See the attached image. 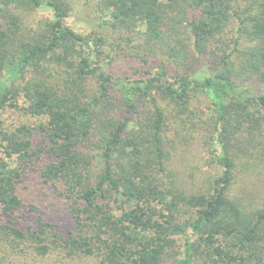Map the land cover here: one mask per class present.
<instances>
[{"label": "trees", "instance_id": "obj_1", "mask_svg": "<svg viewBox=\"0 0 264 264\" xmlns=\"http://www.w3.org/2000/svg\"><path fill=\"white\" fill-rule=\"evenodd\" d=\"M73 2L0 0L2 250L15 257L28 251L45 256L64 247L70 254L99 255V264H165L181 236L179 264H264V208L247 212L229 196L239 158L257 152L264 162V0H96L90 4L98 20L88 33L66 23ZM239 2L246 4L244 11L235 6ZM172 7L176 22L190 14L191 49L184 40L172 46L166 37ZM20 9L44 16L27 27ZM233 13L255 43L239 62L224 53L210 65L211 45ZM121 28L137 30L148 46L138 56L137 76L116 77L103 61L106 30ZM157 44L183 64L192 57L197 69L174 71L172 77L169 58L155 56ZM51 61L67 69L64 84L43 77ZM197 90L213 106L211 138L219 147L220 173L205 190L190 189L171 165L163 104L188 110ZM21 100L42 122L10 129L1 111L20 107ZM140 102L149 107L147 114ZM241 139H248L253 152L234 149ZM35 174L45 187L73 198L69 210L77 234L65 237L36 204L27 203L21 184ZM113 195L126 204L120 212L110 202ZM28 211L32 224L23 227L18 221Z\"/></svg>", "mask_w": 264, "mask_h": 264}, {"label": "rangeland", "instance_id": "obj_2", "mask_svg": "<svg viewBox=\"0 0 264 264\" xmlns=\"http://www.w3.org/2000/svg\"><path fill=\"white\" fill-rule=\"evenodd\" d=\"M74 1V8L70 11L66 23L77 31L88 33L92 27L90 23L98 20L95 18L94 8L91 7L93 5L90 4L96 0ZM162 1L168 2V0ZM235 6H241L243 11L246 9V4L242 2H239L238 5L235 4ZM172 9L165 19L164 29L166 28L167 30L166 37L172 46H179L180 40H184L188 49H191L190 14L187 11L180 22H176L178 20L175 19L178 17V10L173 7ZM238 12L243 17L247 14V12L242 13L239 8ZM249 12L253 14L255 10H250ZM19 13L23 16V23L27 27H31L32 24L38 22L44 16L41 12L32 13L21 9ZM240 26L241 23L238 16L233 13L224 32L211 45V51L206 60L208 64L213 65L214 60L216 63V60L218 61L219 57L224 53L232 54L231 58L236 62L245 57L244 52L253 46L255 42L245 31L244 25H242L243 29ZM106 31L107 42L103 61L108 62L107 67L116 77L137 76L138 69L142 65L138 56L143 55V50H148L147 44L142 41V38L139 40L137 30L131 28ZM159 45L155 46V50H158V55L155 56L156 58L160 56L164 59L169 58L170 66L173 70L172 77L176 74L174 71L191 72L192 68L197 69V62L192 66L194 61L192 57L185 62V65V63H181L183 61L182 57L180 59L169 57L165 47L163 48L161 47L162 45ZM107 52L109 53L108 56L106 55ZM156 62L155 59L152 61V65L150 64L152 70H154L153 65H156ZM42 70H44L43 77L49 78L53 82L52 84H64L68 77L67 69L54 61L44 65ZM200 76H203V74H200ZM115 96L119 115L124 117L125 113L121 109L122 105L120 103L121 98L119 95ZM163 104L169 117L166 140L170 141L172 150L174 149L172 167L179 172L181 178L189 183L190 189H209L213 179L220 173V166L215 156L219 147L211 138L214 116L213 106L198 90L193 92L188 110L182 109L181 106L166 100H163ZM25 105V102L21 100L20 107L8 106L1 111V116L4 120L6 119V127L12 129L22 123L36 124L42 122V118L34 117L28 113ZM140 107L146 114L149 112L147 109L149 107L145 103L140 102ZM241 141L242 144L235 146V150L245 148L253 152L248 139H241ZM3 157L4 152L0 147V158ZM261 157L263 156L254 152L250 157L245 156L237 160L235 181L229 190V196L239 200L247 212H255L264 208V162L260 161L259 158ZM96 166L99 168L98 165ZM34 176V178H29L21 184L24 194L28 197L26 198L29 201L27 203L36 204L40 213L49 221L54 222L56 228L65 237H69L75 232L77 234L76 222L69 210L73 198H66L64 195H60L58 190L56 191L51 186L45 187L41 176L38 174ZM110 202L114 206L115 212H120L123 206L126 205L121 200L116 201L114 195L111 197ZM26 214L23 219L18 221L23 227L32 224V211H28ZM91 234H93V231L90 232ZM104 236H107V234H104ZM184 244L185 237L178 236L177 253L175 254V251L171 249L166 256L165 264H179V259L184 256L181 254L185 250ZM28 252L21 257H15L14 254L5 253L2 250V244H0V264H99L101 260L99 255L70 254L64 247H58L45 256L37 255L31 251ZM9 254L10 257H8ZM203 263V259H194L191 264Z\"/></svg>", "mask_w": 264, "mask_h": 264}]
</instances>
